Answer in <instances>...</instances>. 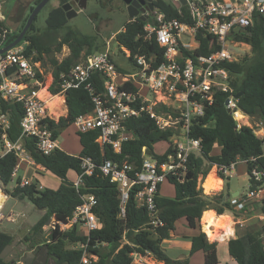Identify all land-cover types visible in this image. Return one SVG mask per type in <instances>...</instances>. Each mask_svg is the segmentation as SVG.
I'll return each mask as SVG.
<instances>
[{
  "label": "trees",
  "instance_id": "16d2710c",
  "mask_svg": "<svg viewBox=\"0 0 264 264\" xmlns=\"http://www.w3.org/2000/svg\"><path fill=\"white\" fill-rule=\"evenodd\" d=\"M155 6L164 11L169 18L176 17L185 23L191 22L186 7H183L184 15L181 16L171 2L157 0ZM5 13L8 15V10H5ZM27 19L28 16L18 31H10L4 45L18 36ZM67 23L68 19L62 7L55 8L50 11L46 25L41 31L33 22L20 42V44L28 42L25 54L33 57L35 61H41L46 65V57L48 58L54 77L50 87L52 94L59 91L57 84L62 73H68L84 53L91 54L99 50L97 35L83 33L79 29L69 27ZM145 23L146 21L139 18L130 19L114 39L121 48L129 51L130 60L135 62L136 56L145 55L148 58L154 57L153 65L157 66L164 61L165 48L158 44L154 35L150 39L145 38ZM7 27H9L7 20L0 21V32ZM229 39L251 47L250 54L236 61L226 62L224 67L230 73L229 84L235 94L242 93L237 101L239 109L251 118L257 119L264 128V15L255 13L253 25L232 32ZM196 40L199 43L198 48L192 52L185 50L186 54L209 55L220 49L215 36L202 30L197 31ZM64 46L69 49V54L59 59L57 54ZM94 82L99 90H103V79L100 76L95 75ZM127 88L135 89L132 84H127ZM228 97L229 93L214 92L213 103L205 102L204 115L192 119L189 135L201 140V151L190 155L188 171L183 182L175 178L168 180L174 188L173 197L161 195L160 187L156 196V216L162 224L158 225L152 224L154 217L145 208L137 206L134 191L126 203L125 216L122 217L118 185L111 182L108 176H104L99 168H96L92 175L86 176L85 184L79 192L68 180L67 174L71 170L75 174L82 171L83 157H90L98 166L105 160H112L117 164L132 163L139 168L143 161V148H146L153 156L165 159L173 152V145L171 144L163 154L155 153L154 146L159 142L170 144L176 134L173 128L159 129L155 120L147 114L129 118L125 126L132 137L123 141L119 154L110 146L102 148L98 144L96 141L100 133L98 130L79 133L82 148L78 155L61 149L45 155L37 149L34 138H24L26 151L36 165L61 180L56 189H51L40 188L35 182L21 186V178L18 177L16 185L10 189L8 186L13 181L12 175L18 158L12 152L0 157V184L4 192L13 197L27 198L45 212L33 226L31 234L25 237L30 248L48 244L49 249L60 255L67 264H80L82 252L72 249L71 244L85 238L78 236L75 228L64 233L57 228L51 231L48 239H44V226L51 217L58 221H66L81 203L80 193H93L98 198L95 213L103 222V227L91 233L90 246L100 243L99 247L93 249L99 255V259L92 264H133L132 253L151 256L165 264H181L187 261L174 260L161 246L164 239L171 237L176 222L181 219H185L188 226L197 231L192 236L190 255L202 251L205 254L203 264H218V243L209 240L202 229L201 218L203 212L208 209H215L219 214H223L225 212L223 204H228L223 200L224 192L203 193L202 188H198V179L200 176L208 175L211 164L229 165L237 159L264 156V138L256 136L252 127L246 125L238 127L233 114L225 105ZM66 104L67 114L61 116L57 122L50 121L57 136L71 126L77 117L94 109L92 97L84 88L69 89L66 93ZM161 108L166 112L172 111L166 105H162ZM1 110L9 115L8 137L16 141L21 135L22 105L3 100ZM172 114L176 117L175 113ZM216 145L220 147V152L214 154ZM260 160L264 163V157ZM34 175L42 173L36 170ZM263 231L264 226L261 229L249 226L244 235L229 240L228 251L236 264H264V241L261 237ZM14 239L11 233L0 231V254ZM48 240L50 241L45 243ZM0 264L9 263L0 258Z\"/></svg>",
  "mask_w": 264,
  "mask_h": 264
},
{
  "label": "built area",
  "instance_id": "2783aa9c",
  "mask_svg": "<svg viewBox=\"0 0 264 264\" xmlns=\"http://www.w3.org/2000/svg\"><path fill=\"white\" fill-rule=\"evenodd\" d=\"M185 1L183 4L181 0H174L173 4L181 16L184 15L183 7H186L190 23L176 17L169 18L157 7L147 17L144 26L145 38L150 39L154 35L158 44L165 48L164 61L155 66L154 57L136 56L134 73H124L117 67L109 44L105 49L91 54L84 53L68 73L60 75L57 84L59 91L52 94L50 87L54 81L53 74L46 76L44 64L25 54L27 41L0 54V157L11 152L17 156L18 164L13 171V180L18 176L23 162L36 166L26 151L24 138H34L37 149L45 155L57 149L62 150L60 134L57 136L50 124L51 120H58L53 116V112H50L49 102L55 96H62V102L66 106L63 112L67 111L66 93L71 88L86 89L94 102V109L77 117L72 125L79 133L98 130V144L102 148L110 146L118 154L122 151L123 141L132 137L125 126L129 118L147 114L155 120L159 129H174L176 124H180L182 129V134L174 135L176 140H173V152L165 159L147 154V149L143 148V161L139 168L132 163L117 164L112 160H105L98 166L90 157L82 158V171L76 174L75 179L71 181L72 185L79 192L85 184L86 176L92 175L96 168H99L104 176H108L111 182L118 185L122 217L125 216L126 203L134 191L137 206L145 208L154 217L152 224H162L156 216V196L163 183L170 178L183 182L188 171L190 155L201 151V140L189 135L190 124L194 117L204 115L205 102L213 103L214 92L229 93L225 105L233 114L238 127H252L256 136L264 138L263 126L260 123L252 125L250 116L239 109L238 99L229 84L230 73L224 67V63L238 60L230 44H242L230 40L229 35L240 28L252 26L255 13L264 15V0ZM5 20L7 15L0 6V21ZM199 30L215 36L220 49L209 55L186 54L185 50L192 52L198 48L196 33ZM10 31V27H7L0 32V49L5 46ZM95 75L103 79V90L97 88ZM127 84H132L135 89L127 88ZM162 92H168L178 103L177 112H174L176 117L159 106L161 100L157 94ZM149 93L152 97L148 96ZM3 100L22 105L21 135L16 141L8 137L10 121L9 115L1 110ZM262 157L264 156L237 159L229 165L214 164V176L221 181L217 193L223 192L224 180L238 175L239 162H244L247 166V185L234 190L233 194L237 192L235 196L229 194L226 198L224 194L223 199L228 204H223V214L230 216L234 237L238 235L237 227H244L254 218L259 220L261 228L264 226V163L260 160ZM206 178L200 176L198 179V188H202L203 193ZM29 184L31 181L28 178L21 179V186ZM80 198L81 203L66 221L51 217L49 226L52 230L58 228L63 233L75 228L78 236L84 237L85 240L73 242L71 248L81 250L80 264H92L99 259L93 249L99 247L100 243L90 246L91 233L101 229L103 222L95 213L97 196L93 193H80ZM210 228L213 230L214 226ZM203 231L205 232L204 228ZM219 231L220 234L223 233V229ZM206 235L208 236L207 233ZM261 237L264 241V231ZM132 256L133 263L136 261L143 264L139 259L144 255L132 253Z\"/></svg>",
  "mask_w": 264,
  "mask_h": 264
},
{
  "label": "rangeland",
  "instance_id": "374dc122",
  "mask_svg": "<svg viewBox=\"0 0 264 264\" xmlns=\"http://www.w3.org/2000/svg\"><path fill=\"white\" fill-rule=\"evenodd\" d=\"M7 2L8 0H0V6L4 10H8L9 12L7 15V22L11 31L12 30L18 31L21 28L26 18V15L23 13L21 9H19L18 3H15V7L13 9H10L7 5ZM57 6H58L57 1L52 0L40 10L38 15L34 19V24L37 26V28L40 31L46 25V19L50 11L55 9ZM129 19L131 18L126 14L124 6L121 4L120 0H87L86 7L83 8V10H81V12L77 17L68 19L67 25L71 28L79 29L83 33L90 35H94V34L97 35L99 50L107 48L110 44L112 57L117 67L124 73H134L136 71V64L134 61L130 60L129 51L121 48L114 39L115 35L121 30H123L125 24ZM230 48L234 50V53L236 54V57H238V59L251 53V47L248 48L242 44L240 45L230 44ZM68 54H69V49L66 46H64L62 48V51L57 54V57L59 59H63ZM46 61L47 63L46 65H44V71H45V75L50 77L52 75V68L50 66L47 57H46ZM148 96L152 97V94L149 93ZM157 97L161 100V104H159L160 107H162V105H166L169 108H171L172 110L171 114L172 112L173 113L177 112L178 103L176 102L173 96L169 95L168 92H162L161 94H157ZM62 99H63L62 96H60L59 99L54 97L49 104L50 112H53V116L57 120L61 116H65L67 114V111L63 112L66 106H64ZM250 122L254 126L256 123H259L257 119L251 117H250ZM174 127L177 134H182V129L180 128V124H176L174 125ZM173 137L174 138L171 139L170 144L168 142H159L155 144L154 146L155 153L163 154L168 149V147L171 144H173V140H176L175 139L176 136ZM59 141L62 150L72 155H78L80 153L81 144H80L79 132L76 130L74 125L69 126L60 133ZM219 152H220V147L216 145L214 147L213 153L216 154ZM33 167L36 170H39V172L42 173V175H36V176L34 175L32 178L29 179L31 182L37 183L38 187L40 188L47 187L51 189H56L59 186L58 180L57 178H55L56 176L52 175L49 172L42 171L43 169L40 166H33ZM237 169H238L237 176L231 177L229 180H224L223 192L226 196L229 194L232 195L234 190L240 189L243 186H246L248 183L249 174L247 172L246 164L244 162H239ZM213 170H214V164H211L208 175H210L209 174L210 172L213 173ZM19 174H20L19 176L24 175V170H20ZM75 177L76 174L74 171L71 170L68 172L67 178L69 181H73ZM17 179L18 177H16L9 184L8 188L10 189L13 188L16 185ZM1 188L3 192L1 193L3 195L4 200L0 207V231H7L11 233L15 238L18 236L21 241H27L25 237L31 234L33 230V226L42 218L45 212L44 210L38 209L27 198H18L7 195L4 192L2 185ZM212 189L213 191L210 192L209 190ZM212 189L206 190L205 188L204 193H206L207 191L210 192L209 194H212L213 192L217 193V189L219 188L215 190L214 188ZM160 192L161 195L163 196L173 197L175 195L173 185L169 181L163 183ZM209 211L210 210H208V212ZM51 219L52 218H50L44 226V232H43L44 239H48L49 234L52 231V229L49 226L51 224L49 223ZM203 222L205 224L204 219ZM203 222H202V226L204 230L208 232L209 234L208 236H212L210 235L211 232L210 229L208 227H205L203 225ZM249 224H251V226H253L254 229H261V223L257 218L250 220ZM229 227H231V225ZM237 228L239 229L240 227ZM228 232L230 234V231ZM209 238L210 241L212 240L215 242L214 239L216 238H211V237ZM49 241L50 240H48L45 243H48ZM68 246H70V243H68ZM220 254L221 256H223L222 250ZM139 260H141L143 264H157V260H155L151 256H144ZM133 264H138V263L134 261Z\"/></svg>",
  "mask_w": 264,
  "mask_h": 264
},
{
  "label": "crops",
  "instance_id": "0c3cea01",
  "mask_svg": "<svg viewBox=\"0 0 264 264\" xmlns=\"http://www.w3.org/2000/svg\"><path fill=\"white\" fill-rule=\"evenodd\" d=\"M242 45H245L246 47L250 48V45H248V44L242 43ZM55 97H57V96H55ZM81 148H82V146H81ZM36 166H39V165H36ZM41 168L43 169L42 171L47 172L43 167H41ZM20 170H24V175L19 176ZM35 171H36V169L33 166H31L30 164H28L26 162H23L22 167L18 171L17 177H20L21 179L22 178L30 179L34 176ZM209 174H211V172ZM213 174H214V172H213ZM208 176H207V178H208ZM55 178H57L58 184H60L61 180L58 177H55ZM206 179H205V181H206ZM215 180H218V179L215 178ZM220 186H221V182L217 188H219ZM217 188H215V189H217ZM218 190L219 189H217V191ZM209 191L211 192V191H213V189L209 190ZM211 211L212 210H210L209 212H211ZM222 217H224L223 221L226 224H228L229 222H228L227 218H229V216L228 215H222ZM203 219H204V214H203ZM203 219H201V226H202ZM217 219H215V221H217ZM203 225H204V222H203ZM228 225L230 226L231 224L229 223ZM249 226H251V224H249V221H248L244 227H240L238 230H237V228H235L238 231L237 232L238 235H236L235 237L233 235L225 236L224 235L225 231H224V234L222 235L221 239L220 238L214 239L215 242L218 243V256H219L218 264H236L235 259L229 254L228 242L232 238H236L237 236L244 235L247 232V228ZM202 229H203V226H202ZM196 232H197L196 230H194L188 226L185 219H181V220L176 222L175 231L173 232L171 237L164 239L161 243V246L166 251V253L171 258H173L174 260H186L187 259V261H184L181 264H203L205 261L204 252L199 251V252H196V253L190 255L192 236ZM212 233H218V232H217V230L214 229ZM209 240H210V238H209ZM221 250H222L223 256H221V254H220ZM157 264H165V263L157 261Z\"/></svg>",
  "mask_w": 264,
  "mask_h": 264
},
{
  "label": "water",
  "instance_id": "95a60500",
  "mask_svg": "<svg viewBox=\"0 0 264 264\" xmlns=\"http://www.w3.org/2000/svg\"><path fill=\"white\" fill-rule=\"evenodd\" d=\"M32 0H16V3H19V5H24L25 3H30ZM50 0H42L31 12L29 15L25 26L22 28L18 36L9 44L5 45L0 49V54L5 53L7 50L17 46L20 44V42L23 40L25 34L29 30L30 26L34 22V19L40 12V10L49 2ZM129 6H128V15L131 19H134L138 17L142 21H146L147 16H138L139 12L134 11L133 4L130 2V0H124ZM223 1V0H219ZM25 2V3H24ZM87 0H81L80 6L82 8L86 7ZM183 4L186 3L185 0H181ZM63 9L67 12L66 16L67 19H72L75 14L74 12L69 10V5H64ZM242 93L239 92L235 95V97L238 99ZM146 153L149 154L150 150H146ZM237 193V192H236ZM233 194V196L236 195ZM228 198V196H226ZM20 238L17 236L12 243L8 244L4 250L0 254V258L4 259L5 262L9 264H14L16 261H19L21 264H49V262L54 261L53 258L48 257V245H39L37 246V250L30 251L27 246L21 247L19 244ZM43 254V255H42Z\"/></svg>",
  "mask_w": 264,
  "mask_h": 264
},
{
  "label": "flooded vegetation",
  "instance_id": "af4514ba",
  "mask_svg": "<svg viewBox=\"0 0 264 264\" xmlns=\"http://www.w3.org/2000/svg\"><path fill=\"white\" fill-rule=\"evenodd\" d=\"M41 1L42 0H32L30 3L24 2L25 3L24 5H21V4L19 5V3H18V7H19V9H21L23 11V13L26 15V17L27 16L29 17L32 10ZM51 1L52 0H50L49 2H51ZM56 1L58 4V6L56 8L62 7V9H63L64 5H66V4L69 5V10L74 12V14H75L74 17H77L79 15V13L81 12V10H83V8L80 6L81 0H56ZM120 1H121V4L124 6L126 14L128 15V6L129 5L124 0H120ZM156 1L157 0H130V2L133 4L134 11L139 12L138 16L143 15V16H147V17L155 10V8H156L155 2ZM164 1L171 2V3L174 2V0H164ZM15 3H16V0H8L7 5L10 9H13L15 7ZM64 12H65V14H67V12L65 10H64ZM136 18H138V17H136ZM19 244L21 245V247L27 246L30 251L37 250V247L36 248H30L28 241L19 240ZM48 247H49V245H48ZM48 257L54 259V261L49 262V264H67L66 261L62 260L60 255L51 251L49 248H48ZM14 264H21V263L19 261H16Z\"/></svg>",
  "mask_w": 264,
  "mask_h": 264
},
{
  "label": "bare ground",
  "instance_id": "6f19581e",
  "mask_svg": "<svg viewBox=\"0 0 264 264\" xmlns=\"http://www.w3.org/2000/svg\"><path fill=\"white\" fill-rule=\"evenodd\" d=\"M55 98H57V99H59V96H57V97H55ZM49 104H50V102H49ZM241 117V116H240ZM216 178V177H215ZM215 178H214V175H213V173H211L209 176H208V178L206 179V181L204 182V187L206 188V190H209V189H212V188H217L218 187V185H220V180L218 181V180H215ZM217 179V178H216ZM3 193V192H2ZM2 193L0 192V207H1V204H2V202H3V200H4V198H3V195H2ZM213 212V213H212ZM222 215H228V214H222ZM222 215H220V214H218L216 211H214V210H212L211 212H207V213H205V215H204V220H205V227H208L209 229H210V235H212V236H210L211 238H222V235L224 234V231H225V236H231L232 235V233L234 232L233 230V227H232V225H231V227H229V223H230V216H229V218H227V220H228V224H226L224 221H223V219H224V217H222ZM221 216V217H220ZM218 218V219H217ZM202 219H203V217H202ZM215 219H217V221H215ZM231 224V223H230ZM214 226V228H213V230L215 229V230H217V232L218 233H212L213 232V230H211V228H210V226ZM227 226V227H226ZM229 227V228H228ZM219 228L221 229H223V233L222 234H220V231H219ZM230 231V234H229V232L228 231ZM206 232V231H205ZM207 234H208V232H206ZM209 235V234H208ZM214 236V237H213Z\"/></svg>",
  "mask_w": 264,
  "mask_h": 264
}]
</instances>
